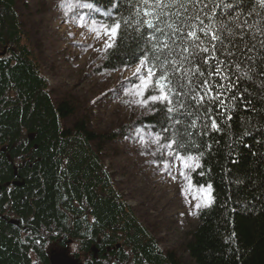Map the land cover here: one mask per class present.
Wrapping results in <instances>:
<instances>
[{"label": "trees", "instance_id": "1", "mask_svg": "<svg viewBox=\"0 0 264 264\" xmlns=\"http://www.w3.org/2000/svg\"><path fill=\"white\" fill-rule=\"evenodd\" d=\"M17 1L0 0V50L6 49L0 59V264H48L49 250L65 248L82 264H264L261 0H203L209 7L200 18L214 13L212 23L226 24L234 35L222 33L227 39L217 43L214 59L200 52L196 61L185 63L190 80H182L180 95L170 93L173 113L164 103L148 102L145 115L123 128L145 130L159 146L175 139L170 158L191 156L199 165L190 173L191 187L211 186L210 203L196 211L195 227L166 252L121 198L96 152L116 137L87 129L74 102L51 98L28 47ZM81 1L93 5L91 18L99 25L121 23L96 72L129 69L151 54L152 30L137 23L144 19L136 15L141 0ZM192 23L211 49L199 22ZM218 61L222 71L216 75ZM149 95L159 92L149 89L143 104ZM213 120L218 130L211 127Z\"/></svg>", "mask_w": 264, "mask_h": 264}, {"label": "rangeland", "instance_id": "2", "mask_svg": "<svg viewBox=\"0 0 264 264\" xmlns=\"http://www.w3.org/2000/svg\"><path fill=\"white\" fill-rule=\"evenodd\" d=\"M81 4V0H18L16 9L51 98L74 102L77 118L86 121L87 129L116 137L96 152L117 192L159 249L170 251L197 224L196 211L207 205L208 187H191L195 158L171 159L168 146H159L155 137L138 127L123 132L152 102L143 104L137 94L139 76L148 73L142 65L115 73L95 71L111 38Z\"/></svg>", "mask_w": 264, "mask_h": 264}, {"label": "snow or ice", "instance_id": "3", "mask_svg": "<svg viewBox=\"0 0 264 264\" xmlns=\"http://www.w3.org/2000/svg\"><path fill=\"white\" fill-rule=\"evenodd\" d=\"M261 3L264 5V0H261ZM80 7L92 9L93 5L91 3H83ZM208 7L209 5L203 3V0H141V4L137 6L136 15H142L144 19L137 21V23H142L152 30L150 42L154 41V43H152L151 54L145 55L140 60V64L146 66L148 75L139 76L140 84L138 87L140 91L137 94L143 97L144 93L149 89L159 92V95L147 96L144 102H147V100H151L152 102L159 101L167 106L169 113H173L175 108L172 106L173 101L170 98V93L185 87L184 83H182L183 79L190 80L189 71L184 67L185 63L196 61L200 52L212 56V53L217 50V43L222 46L224 39H227V37L222 39V33L227 32L229 36L234 35L232 29L226 24L220 23L217 27V25L212 23L214 13L207 15L204 19L200 18V12ZM215 7L216 5L213 3L212 8ZM172 9H176V11H172ZM173 16L176 18L175 21L171 20ZM205 19L208 23H205ZM192 21L199 22L201 26L198 31L208 38L209 43L212 44L211 49L204 46V41L197 34V24L192 23ZM123 23L128 24L129 20H124ZM101 27L104 28L105 35L111 38L106 47H112V41L116 39L121 29V23L116 21L111 25H102ZM166 29H170L171 31H167ZM156 33H159V36ZM212 58L214 59L215 57L212 56ZM152 61H155V63H152ZM204 63H208L207 57L204 59ZM219 63L222 62L218 61L217 66L213 69V73L216 75H219L222 71ZM139 72L140 69L138 68L137 74ZM199 74L204 75V72L201 71ZM201 84L204 86V91L207 92L209 90L207 82L204 81ZM201 84H197L196 88H199ZM180 94L177 91V95ZM198 95L201 96L202 100V94L198 93ZM219 102L223 103V101ZM211 127L218 130L215 120L212 121ZM173 144H176L175 139L167 146L171 148ZM176 158L182 159L179 155ZM191 159V156L187 157V160ZM210 200L211 186L208 188L206 202L210 203ZM199 207L200 205L198 204L197 208Z\"/></svg>", "mask_w": 264, "mask_h": 264}, {"label": "water", "instance_id": "4", "mask_svg": "<svg viewBox=\"0 0 264 264\" xmlns=\"http://www.w3.org/2000/svg\"><path fill=\"white\" fill-rule=\"evenodd\" d=\"M1 53L0 55H3ZM12 185L14 187H21L23 184H19L17 182H13ZM9 225L14 227H19V223L14 220L8 221ZM94 252V251H93ZM48 264H82L78 259L70 256L68 253V249H60V250H51L48 255Z\"/></svg>", "mask_w": 264, "mask_h": 264}, {"label": "flooded vegetation", "instance_id": "5", "mask_svg": "<svg viewBox=\"0 0 264 264\" xmlns=\"http://www.w3.org/2000/svg\"><path fill=\"white\" fill-rule=\"evenodd\" d=\"M1 53H4L3 55H0V59L2 58V57H4L5 56V53H6V49H3V50H0V54ZM60 250V249H59Z\"/></svg>", "mask_w": 264, "mask_h": 264}, {"label": "bare ground", "instance_id": "6", "mask_svg": "<svg viewBox=\"0 0 264 264\" xmlns=\"http://www.w3.org/2000/svg\"><path fill=\"white\" fill-rule=\"evenodd\" d=\"M10 221V220H9ZM15 221V220H14Z\"/></svg>", "mask_w": 264, "mask_h": 264}]
</instances>
